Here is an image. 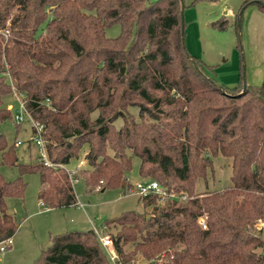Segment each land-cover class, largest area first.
Segmentation results:
<instances>
[{
    "label": "trees",
    "instance_id": "obj_1",
    "mask_svg": "<svg viewBox=\"0 0 264 264\" xmlns=\"http://www.w3.org/2000/svg\"><path fill=\"white\" fill-rule=\"evenodd\" d=\"M251 3L264 12V0H244L239 14ZM180 12V0H0V121L9 76L55 164L17 162L0 132L1 162L19 172L0 173V240L17 227L4 198L22 196V173L38 174L42 206L76 204L64 166L86 146L76 171L89 189L124 192L136 156L140 177L175 195L147 194L141 211L104 220L121 262L264 264V66L258 85L219 83L187 51ZM219 154L230 158V184L195 192ZM30 264L111 262L88 228L49 236Z\"/></svg>",
    "mask_w": 264,
    "mask_h": 264
},
{
    "label": "rangeland",
    "instance_id": "obj_2",
    "mask_svg": "<svg viewBox=\"0 0 264 264\" xmlns=\"http://www.w3.org/2000/svg\"><path fill=\"white\" fill-rule=\"evenodd\" d=\"M154 1V0H148ZM182 18L184 43L187 51L199 57L205 64L209 65L206 72L228 87L237 85L239 81L247 82L248 62L252 60L254 65H260V59L264 52V40L252 34L246 35L245 31V8L256 6L248 4L239 14V9L244 0H182ZM240 16V17H239ZM225 19L226 27L219 29L212 25V22ZM240 20V21H239ZM263 27V26H262ZM119 32L117 23L105 29L109 37ZM236 75L237 82L228 83ZM235 77V76H234ZM262 73L255 85L260 84ZM234 80V79H233ZM233 83V84H232ZM3 106L9 109L10 116L0 121V132L3 133L6 144H14L13 150L20 163L39 162V148L31 140L30 122L24 119L17 123L14 119V111L17 102L9 94L3 99ZM129 111L137 117V108L130 107ZM119 126L121 119L115 120ZM19 141L20 143H16ZM86 150V146L84 147ZM83 150V152H84ZM77 158H71L65 165L68 169L78 166ZM86 166L85 162L81 167ZM139 159L132 156L131 167L127 172V179L130 183L149 179L140 177L138 172ZM80 166L77 167L81 168ZM0 173L6 180H11L19 175L16 165H9L1 162ZM230 158L222 155L212 157L211 170L207 171L205 181L200 179L195 185V192L205 189H222L230 184ZM76 179L72 181V187L76 197V205L53 207L44 210L37 199L39 178L36 172H25L20 175L25 186L22 196H6L4 207L6 212L11 214L17 224L16 230L11 236L22 238L28 244L27 250L34 251L37 257L41 250L48 244L49 236L60 232L74 229H100L104 220L119 215L126 210H142V204L135 194H123L118 188L105 187L104 189H93L85 184L82 176L75 173ZM78 203L81 204L77 205ZM264 238V228L261 232ZM31 239L33 243H30ZM9 251V248L6 250ZM6 251L0 252V264H11V259L6 257ZM12 258H15L12 255Z\"/></svg>",
    "mask_w": 264,
    "mask_h": 264
},
{
    "label": "built area",
    "instance_id": "obj_3",
    "mask_svg": "<svg viewBox=\"0 0 264 264\" xmlns=\"http://www.w3.org/2000/svg\"><path fill=\"white\" fill-rule=\"evenodd\" d=\"M1 33L6 36L7 33V29H3L1 30ZM7 80L10 84L11 87V95L14 97V99L17 102V106L15 108L14 111V119L15 121L19 124L21 123L24 119L28 120L30 122V127H31V140L38 146L39 148V158L41 159V161L48 166H54L55 164L51 163L46 155V149H45V144H44V140L42 137V131H43V125L41 122L37 121L36 119H34L29 111L27 110L26 106H25V102L24 99L22 97L21 94H19L13 84H12V80L11 78L8 76ZM16 143H20L19 141H16ZM84 161L83 159H79L78 160V166L77 167H81L83 165ZM77 167L73 168V169H68L66 168V166H64L69 179L72 183L73 180L76 179L75 173L77 170ZM101 181H99L100 183ZM95 189H100V185L98 184ZM123 194H135L139 197L145 196L147 194H156L159 197V201H162L166 198H170V197H174L175 195H173L172 193H169L167 191H165L156 180L153 179H141L140 181H136L133 184L131 183L124 192H122ZM77 205H80V203H78ZM199 223L201 225L202 228H205V223H204V219L200 218L199 219ZM95 232V235L99 241V243L101 244L102 248L104 249L109 261L111 262V264H144V261L142 258H136L134 260H130V261H126V262H121L119 259V256L117 254V252L115 251V248L113 247L110 235L108 233H106L102 227L100 229L97 228H92ZM12 244V238L11 236H8L4 239L0 240V252H4L5 250H7Z\"/></svg>",
    "mask_w": 264,
    "mask_h": 264
},
{
    "label": "crops",
    "instance_id": "obj_4",
    "mask_svg": "<svg viewBox=\"0 0 264 264\" xmlns=\"http://www.w3.org/2000/svg\"><path fill=\"white\" fill-rule=\"evenodd\" d=\"M245 10V31L246 35L252 34L254 37L259 36L261 40H264V12L260 11L256 6H249L244 9ZM263 26V27H262ZM260 65H254V62L252 60H249L248 62V76H247V82L249 84H257L258 78L263 72V66H264V52L262 54V57L260 59ZM235 76V77H234ZM233 76V79L230 82H237L236 75ZM225 83V80H222V83ZM232 83V84H233ZM41 205V204H40ZM76 205V204H75ZM42 206V205H41ZM44 210H47L49 208L42 206ZM30 243H33V240L31 239ZM28 244L26 241H22V238L20 239L19 236H15V240H12V244L9 247V251L6 250V257H9L11 259V264H30L34 259V251L32 252V249L30 251L27 250ZM12 255L15 256V258H12Z\"/></svg>",
    "mask_w": 264,
    "mask_h": 264
},
{
    "label": "water",
    "instance_id": "obj_5",
    "mask_svg": "<svg viewBox=\"0 0 264 264\" xmlns=\"http://www.w3.org/2000/svg\"><path fill=\"white\" fill-rule=\"evenodd\" d=\"M180 7H181L180 19H181V22H182L183 21V18H182L183 1L182 0H180ZM181 28H183V27L181 26Z\"/></svg>",
    "mask_w": 264,
    "mask_h": 264
}]
</instances>
